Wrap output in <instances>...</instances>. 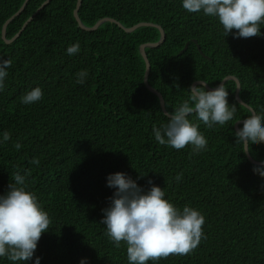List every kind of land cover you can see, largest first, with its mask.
<instances>
[{"label": "trees", "instance_id": "trees-1", "mask_svg": "<svg viewBox=\"0 0 264 264\" xmlns=\"http://www.w3.org/2000/svg\"><path fill=\"white\" fill-rule=\"evenodd\" d=\"M24 1L0 0V58L12 60L0 92V133L11 135L0 147V193L19 168L50 216L33 260L79 264L86 257L87 264H128L126 245L116 247L100 223L114 191L106 177L123 171L144 188L149 181L164 187L174 204L191 205L205 217L204 237L194 251L155 264H264V178L235 143L236 123L251 114L235 98L236 82L225 81L229 104L237 105L234 119L213 128L200 124L208 141L205 151L160 145L152 129L168 117L144 83L140 53L141 45L159 41V29L126 32L106 21L84 30L73 14L77 0H50L22 29L46 1L28 0L7 23L5 37L11 40L22 31L6 43L3 26ZM78 17L87 27L111 18L124 27L147 22L163 29L164 41L145 53L148 83L168 113L188 98L193 83L205 80L215 88L229 76L240 84V99L264 113V36L225 37L215 18L186 12L181 0H81ZM77 42L80 52L69 56L67 47ZM81 69L89 75L77 84ZM35 86L42 88V100L21 103ZM13 142L22 148L17 151ZM248 152L264 161V143ZM33 158L39 166L30 162ZM0 264L11 262L0 258Z\"/></svg>", "mask_w": 264, "mask_h": 264}, {"label": "clouds", "instance_id": "clouds-1", "mask_svg": "<svg viewBox=\"0 0 264 264\" xmlns=\"http://www.w3.org/2000/svg\"><path fill=\"white\" fill-rule=\"evenodd\" d=\"M181 6L188 13L203 14L215 18L222 26L226 37L249 38L264 36V0H181ZM69 56L80 52L79 42L67 47ZM12 66L11 58H0V92L5 88V80ZM88 71L81 69L76 74V83L84 84ZM222 81V80H221ZM207 81L193 85L189 96L174 111L167 115V122L153 126L152 134L160 145L176 150L191 146L194 153L205 151L207 138L200 131V124L207 128L223 126L234 119L236 104H229L228 88L222 81L216 88L207 90ZM44 96L40 86L27 90L21 97L25 105L35 104ZM250 115L242 122V127L234 132L235 143L248 152L251 146L264 143V113L257 114L249 109ZM195 116V120L190 117ZM11 139L8 131L0 133V147ZM19 151L20 142H13ZM39 166L38 158L30 161ZM253 172L264 178V161L253 167ZM145 175V174H141ZM181 174L176 176L179 181ZM108 187L114 189L109 203L102 209L100 223L106 228V236L120 247L126 245L128 264H153L170 255H187L194 251L204 237L203 213L191 205L177 206L166 198L164 187L149 181L144 188L123 171L109 173ZM51 226L50 216L40 203L38 196L30 189L26 174L18 168L6 190L0 193V258L11 264H41V257L35 256L42 233ZM79 264H87L81 258Z\"/></svg>", "mask_w": 264, "mask_h": 264}, {"label": "water", "instance_id": "water-1", "mask_svg": "<svg viewBox=\"0 0 264 264\" xmlns=\"http://www.w3.org/2000/svg\"><path fill=\"white\" fill-rule=\"evenodd\" d=\"M27 1H28V0H25V1H24L23 5H22L21 8L19 9V11H18L15 15H13V16H12V17H11L6 23H5V25L3 26L1 37L5 40L6 43H9V42H11L14 38H16L17 35H19V33L22 31V29H24V27L27 25V23L33 18V16H34V15H35V14H36V13L42 8V7H44V6H45L50 0H46V1H45V2H44V3L38 8V10H37V11H36V12H35V13H34V14H33V15H32V16H31L26 22H25V24L23 25L22 29L18 32V34H17L13 39H11V40H7L6 37H5V30H6V25H7V23H8V22H9L14 16L18 15V14L24 9V7H25ZM80 5H81V0H77V2H76V7H75V9H74L73 14H74V17H75L76 21L78 22L79 26H80L82 29H84V30H89V31H90V30H95L96 28H98V27L101 25V23L106 22V21H110V22H113V23L117 24L120 28H122V29H123L124 31H126V32H132L133 30L137 29L138 27H142V26H154V27H156V28L159 29V31H160V33H161V37H160L159 41L156 42V43H146V44L141 45V46H140V53H141V56L143 57V59H144V61H145L144 83H145V85H146V87L148 88L149 91H151L152 93H154V94H156V95L158 96V98H159V102H160V106H161V109H162L163 113H164L165 115L168 114V112H167L166 109H165L164 100H163L161 94H160L156 89H154L153 87H151V86L149 85V83H148V75H149V70H150V63H149V60H148V58H147V54L145 53V48H146V47H150V48H151V47H156V46L160 45V44L164 41V39H165V34H164L163 29H162L160 26L156 25V24L147 23V22H141V23H138V24H136V25H134V26H132V27H124V26H122L119 22H117V21H115L114 19H111V18H103V19L97 21L92 27H87V26H84V25L82 24V22L80 21V19H79V17H78V9H79ZM193 42L197 45V41H196V40H193ZM187 45H188V44L186 43L182 51L186 50ZM197 48H198V50H200V48H199L198 45H197ZM200 52H201V50H200ZM229 79H232V80H234V81L236 82V91H235V98H236V100H237L240 104H242L243 106H245L246 108L251 109L248 105H246V104L240 99V97H239L240 84H239L238 80H237L235 77H233V76H229V77L224 78L222 81H227V80H229ZM222 81H221L220 83H222ZM200 82H201V81H200ZM200 82H195V83L192 84V86H193V85H196V84H198V83H200ZM206 87H207L208 90L214 89V88L209 87L208 85H207ZM215 88H216V87H215ZM166 116H167V115H166ZM242 122H243V121H240L239 123H242ZM239 123H236V125H235V130L239 129V127H238V124H239ZM245 154H246L248 160H249L251 163L256 164V165H259V164L261 163V161H255V160L250 156L249 152H245Z\"/></svg>", "mask_w": 264, "mask_h": 264}]
</instances>
